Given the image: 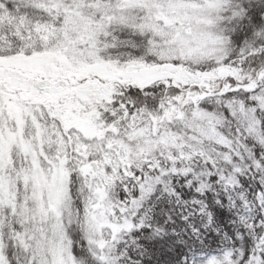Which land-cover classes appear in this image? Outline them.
Instances as JSON below:
<instances>
[{
    "label": "snow or ice",
    "instance_id": "obj_1",
    "mask_svg": "<svg viewBox=\"0 0 264 264\" xmlns=\"http://www.w3.org/2000/svg\"><path fill=\"white\" fill-rule=\"evenodd\" d=\"M0 264H264V0H0Z\"/></svg>",
    "mask_w": 264,
    "mask_h": 264
}]
</instances>
